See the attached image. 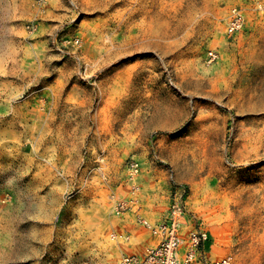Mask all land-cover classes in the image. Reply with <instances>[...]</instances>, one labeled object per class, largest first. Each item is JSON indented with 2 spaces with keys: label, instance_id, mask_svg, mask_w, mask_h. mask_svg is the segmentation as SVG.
<instances>
[{
  "label": "rangeland",
  "instance_id": "1",
  "mask_svg": "<svg viewBox=\"0 0 264 264\" xmlns=\"http://www.w3.org/2000/svg\"><path fill=\"white\" fill-rule=\"evenodd\" d=\"M263 97L264 0H0V264L141 252L133 186L151 224L184 187L212 260L264 264Z\"/></svg>",
  "mask_w": 264,
  "mask_h": 264
},
{
  "label": "built area",
  "instance_id": "2",
  "mask_svg": "<svg viewBox=\"0 0 264 264\" xmlns=\"http://www.w3.org/2000/svg\"><path fill=\"white\" fill-rule=\"evenodd\" d=\"M243 25L242 13L233 8L230 12L227 31L235 33ZM139 172V164L132 163L131 176ZM138 187L133 186L134 197L117 202L114 208L116 215L136 210V222L147 229L155 241L147 245L141 252L127 253L121 258L120 264H233L231 255L212 260L206 249L210 240V232L201 223L193 221L187 210V194L185 188H175L169 207L163 219L151 224L139 213ZM128 240V239H126Z\"/></svg>",
  "mask_w": 264,
  "mask_h": 264
},
{
  "label": "bare ground",
  "instance_id": "3",
  "mask_svg": "<svg viewBox=\"0 0 264 264\" xmlns=\"http://www.w3.org/2000/svg\"><path fill=\"white\" fill-rule=\"evenodd\" d=\"M255 87H256V86H255ZM261 89H262V88H261ZM252 91H253V90H252ZM257 91H258V90H257ZM255 93H256V92H255ZM259 94H260V93H259ZM259 96H260V95H259ZM252 97H253V96H252ZM257 98H258V97H257ZM263 98H264V97H263ZM250 99H252V98H250ZM261 99H262V98H261ZM251 101H252V100H251ZM255 101H257V100H255ZM260 101H261V100H260ZM263 101H264V100H263ZM261 102H262V101H261ZM261 102H260V103H261ZM258 103H259V102H258ZM258 103H257V104H258ZM253 106H254V105H253ZM256 107H257V106H256ZM263 107H264V106H263ZM260 109H261V108H260ZM219 239H220V241H223V240L221 239V237H220ZM115 256H116V255H115ZM111 259H112V258H111Z\"/></svg>",
  "mask_w": 264,
  "mask_h": 264
}]
</instances>
